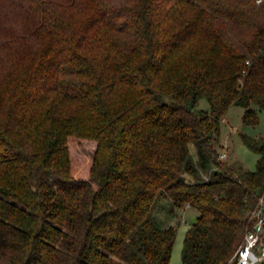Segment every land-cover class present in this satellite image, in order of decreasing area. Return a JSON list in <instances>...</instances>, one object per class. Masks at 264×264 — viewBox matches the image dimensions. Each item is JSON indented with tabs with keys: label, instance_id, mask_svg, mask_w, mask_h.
Returning <instances> with one entry per match:
<instances>
[{
	"label": "trees",
	"instance_id": "trees-1",
	"mask_svg": "<svg viewBox=\"0 0 264 264\" xmlns=\"http://www.w3.org/2000/svg\"><path fill=\"white\" fill-rule=\"evenodd\" d=\"M232 105L264 111V0H0V264H168L184 208L180 264H229L264 191Z\"/></svg>",
	"mask_w": 264,
	"mask_h": 264
},
{
	"label": "rangeland",
	"instance_id": "rangeland-1",
	"mask_svg": "<svg viewBox=\"0 0 264 264\" xmlns=\"http://www.w3.org/2000/svg\"><path fill=\"white\" fill-rule=\"evenodd\" d=\"M197 108L208 111L209 104L207 100L200 99ZM243 113L244 108L240 106L232 105L228 108L221 123V137L219 141L222 144L226 140L228 144V160L226 162L231 163L237 168L241 167L244 170H254L258 154L243 143L242 135L256 140L264 138V111H257L259 120L257 125H246L242 120ZM93 147L94 144L85 143L82 148L73 149L72 155L82 158L83 161H89ZM157 215L161 218L164 217L163 212ZM195 216L196 212L194 209L184 208L183 211H179L175 219L170 221V224L176 226V238L168 264H180L184 234Z\"/></svg>",
	"mask_w": 264,
	"mask_h": 264
},
{
	"label": "built area",
	"instance_id": "built-area-1",
	"mask_svg": "<svg viewBox=\"0 0 264 264\" xmlns=\"http://www.w3.org/2000/svg\"><path fill=\"white\" fill-rule=\"evenodd\" d=\"M228 144H221L218 154L220 162L228 160ZM252 228L244 235L229 264H261L264 262V191L258 197V203L250 214Z\"/></svg>",
	"mask_w": 264,
	"mask_h": 264
},
{
	"label": "water",
	"instance_id": "water-1",
	"mask_svg": "<svg viewBox=\"0 0 264 264\" xmlns=\"http://www.w3.org/2000/svg\"><path fill=\"white\" fill-rule=\"evenodd\" d=\"M192 222H193V223H196V218H193Z\"/></svg>",
	"mask_w": 264,
	"mask_h": 264
}]
</instances>
